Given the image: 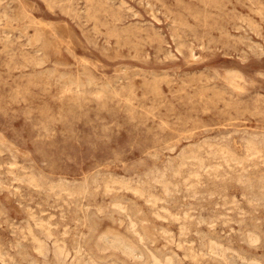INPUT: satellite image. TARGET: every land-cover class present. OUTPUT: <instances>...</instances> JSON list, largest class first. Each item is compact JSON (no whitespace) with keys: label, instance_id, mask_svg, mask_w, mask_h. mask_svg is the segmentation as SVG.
<instances>
[{"label":"rangeland","instance_id":"374dc122","mask_svg":"<svg viewBox=\"0 0 264 264\" xmlns=\"http://www.w3.org/2000/svg\"><path fill=\"white\" fill-rule=\"evenodd\" d=\"M0 167V264H264V0H0Z\"/></svg>","mask_w":264,"mask_h":264},{"label":"bare ground","instance_id":"6f19581e","mask_svg":"<svg viewBox=\"0 0 264 264\" xmlns=\"http://www.w3.org/2000/svg\"><path fill=\"white\" fill-rule=\"evenodd\" d=\"M193 156L197 157L198 154L193 153ZM108 184L106 183L105 185L108 186ZM127 230L129 233H125L121 229L114 227L101 228L99 222L93 218V225L90 227V232L88 236L83 241L82 236H80L79 240L77 241V245L74 247L75 252L76 254H79L81 257H83L82 255L85 253V247L87 255L90 259L89 261L92 264H170V259L162 260V258L158 256V254L147 245L145 238L139 231H137L133 222H131V224L127 226ZM69 251V247L65 242H59L57 244L56 252L59 255L67 256L69 254Z\"/></svg>","mask_w":264,"mask_h":264}]
</instances>
